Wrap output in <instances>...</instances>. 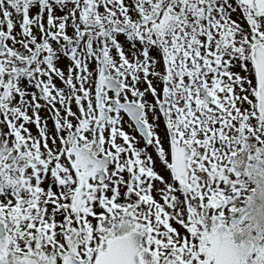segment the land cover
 Wrapping results in <instances>:
<instances>
[{"label":"snow or ice","instance_id":"1","mask_svg":"<svg viewBox=\"0 0 264 264\" xmlns=\"http://www.w3.org/2000/svg\"><path fill=\"white\" fill-rule=\"evenodd\" d=\"M0 264H264V0H0Z\"/></svg>","mask_w":264,"mask_h":264}]
</instances>
